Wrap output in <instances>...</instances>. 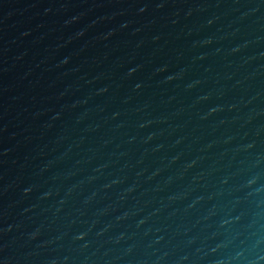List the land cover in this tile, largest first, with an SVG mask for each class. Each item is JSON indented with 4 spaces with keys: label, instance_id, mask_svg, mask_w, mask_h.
Wrapping results in <instances>:
<instances>
[{
    "label": "water",
    "instance_id": "95a60500",
    "mask_svg": "<svg viewBox=\"0 0 264 264\" xmlns=\"http://www.w3.org/2000/svg\"><path fill=\"white\" fill-rule=\"evenodd\" d=\"M0 264H264V0H0Z\"/></svg>",
    "mask_w": 264,
    "mask_h": 264
}]
</instances>
